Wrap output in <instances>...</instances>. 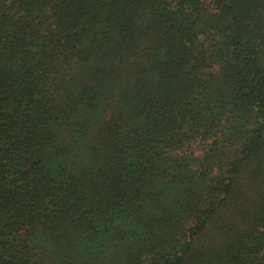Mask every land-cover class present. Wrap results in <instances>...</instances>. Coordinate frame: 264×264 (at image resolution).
I'll list each match as a JSON object with an SVG mask.
<instances>
[{
	"label": "trees",
	"instance_id": "obj_1",
	"mask_svg": "<svg viewBox=\"0 0 264 264\" xmlns=\"http://www.w3.org/2000/svg\"><path fill=\"white\" fill-rule=\"evenodd\" d=\"M0 264H264V0H0Z\"/></svg>",
	"mask_w": 264,
	"mask_h": 264
}]
</instances>
